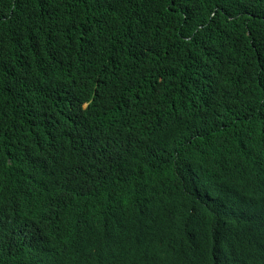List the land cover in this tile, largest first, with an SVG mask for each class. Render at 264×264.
<instances>
[{
    "label": "trees",
    "instance_id": "1",
    "mask_svg": "<svg viewBox=\"0 0 264 264\" xmlns=\"http://www.w3.org/2000/svg\"><path fill=\"white\" fill-rule=\"evenodd\" d=\"M263 183L264 0H0V264H264Z\"/></svg>",
    "mask_w": 264,
    "mask_h": 264
},
{
    "label": "clouds",
    "instance_id": "2",
    "mask_svg": "<svg viewBox=\"0 0 264 264\" xmlns=\"http://www.w3.org/2000/svg\"><path fill=\"white\" fill-rule=\"evenodd\" d=\"M261 189L264 191V183ZM255 206L259 205V199L257 196L252 198ZM4 206L6 209H11L16 212V214L24 209L16 206L12 202L5 203ZM257 209V220L260 226L261 231H264V206L256 208ZM229 210V209H228ZM230 211V210H229ZM231 213V212H230ZM197 223H200L199 219H197ZM230 224L234 225L238 223V219L234 215L230 214L229 217ZM248 224H252L253 222L249 219H245ZM222 222H218L216 220V216L213 218V225L212 230L214 232V239L215 243L219 247L218 256L221 261L228 260L229 264H235L236 260L232 256L233 247L230 244H224L217 238V229L219 225H222ZM122 227L126 223H119ZM201 229L206 233L204 227L201 225ZM157 236H156V246L154 249L155 254H157L156 259L146 262V263H139L135 252L132 249H127L125 251L121 250V248L117 249V251L110 255L108 262L106 264H160V259L163 264H204L205 259L201 255V253H193L189 249L186 248V245L183 243H177L174 241L172 236L168 235L163 227H157L156 229ZM86 257L89 256L88 249L84 251ZM4 260V259H3ZM8 262L9 260H4Z\"/></svg>",
    "mask_w": 264,
    "mask_h": 264
},
{
    "label": "bare ground",
    "instance_id": "3",
    "mask_svg": "<svg viewBox=\"0 0 264 264\" xmlns=\"http://www.w3.org/2000/svg\"><path fill=\"white\" fill-rule=\"evenodd\" d=\"M159 261H160V264H163V263L161 262V259H160Z\"/></svg>",
    "mask_w": 264,
    "mask_h": 264
}]
</instances>
